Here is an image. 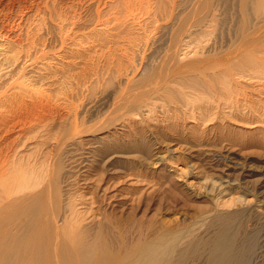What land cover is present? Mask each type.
<instances>
[{
	"label": "rangeland",
	"instance_id": "374dc122",
	"mask_svg": "<svg viewBox=\"0 0 264 264\" xmlns=\"http://www.w3.org/2000/svg\"><path fill=\"white\" fill-rule=\"evenodd\" d=\"M255 60L264 63V0H0V229L19 221L6 206L34 191L48 207L59 194L58 226L87 236L102 226L113 249L170 230L208 239L216 198L255 202L245 193L264 165V80L244 78ZM115 138L150 148L98 152ZM240 160L252 182L230 169L225 187ZM248 235L261 248L264 220L250 219Z\"/></svg>",
	"mask_w": 264,
	"mask_h": 264
},
{
	"label": "bare ground",
	"instance_id": "6f19581e",
	"mask_svg": "<svg viewBox=\"0 0 264 264\" xmlns=\"http://www.w3.org/2000/svg\"><path fill=\"white\" fill-rule=\"evenodd\" d=\"M251 67L252 68L257 67L259 69L257 71L250 70L251 72L249 74H244L245 75L244 78L246 76H249L248 79L250 80H254L258 78L264 80V63H262L261 60H255L254 64H251ZM228 70L229 69L226 68L224 72H227ZM202 78L203 79L201 80V82H204V88L207 89L209 93H211L210 95H214L217 92L219 93L218 90L219 87L217 85H214L213 83L205 80L204 75L202 76ZM260 79L258 80L262 81ZM262 82H263L262 83L263 87L261 86L259 92L264 94V81ZM22 87L24 86L22 85ZM126 95H127V91L124 92L122 91L120 94L117 95L119 99L115 104H119L118 107L123 108L127 106L128 103L125 102H123L124 104H120L122 103V101L128 98ZM150 130H154V129L151 128ZM78 134H79V130L76 123L70 125L68 128L63 127L61 138L66 139L64 140L65 142L63 143L64 144L70 143L71 139H73ZM161 137L162 136H160V138ZM63 143H61V145ZM126 147L128 148L131 147L132 149L136 148L142 151L143 150L148 151L150 148L148 143L145 140H142V138L134 139L133 141H128L125 144L115 138L113 142L107 144L103 149L102 148L98 149V152L105 153L110 149L114 151L118 149L121 150ZM220 149L222 148L220 147ZM224 155L225 156L223 157L228 156V154L226 155L225 153ZM214 159L217 160V157H215ZM218 161L220 162V160ZM250 164H247L246 160L243 161L240 160V162L235 161L228 164L227 166L228 172H225V175L222 178L223 183L226 184L225 187L229 186L232 183L233 176L231 177V174H233L234 171L233 173H230L229 172L230 169H234L235 171H237L238 177L236 179H233L234 182H238V181L242 182L243 179H244L243 183L252 182L248 178L251 177L253 174H255L253 173L255 171L252 170L253 168L251 169ZM258 165L260 164L258 163ZM4 166L2 165L0 167L4 168ZM216 167H218V165ZM25 169L23 170V172L26 173ZM32 173L35 174L36 172L32 171ZM259 173L261 175V178L258 181L254 182L255 189L254 190L252 189L253 193L249 191L245 193L247 195H252V196L254 195L253 198L255 200L254 203H252L250 200H247L248 198L246 197L242 198L239 196L231 197L230 200H228L225 199V195H221L220 198L221 200L219 198L218 199L216 198V201L212 202L213 208L204 217L206 219L210 218L209 219L210 223L208 222L209 227L216 226L217 228L215 227L216 230H214L215 232L213 231L214 234H211V237L208 236L209 237L208 239H197L196 237H194L196 239H192L190 235L191 233L189 231L187 232L184 231L185 233H181V232H171L170 230V231L157 233V235H155L153 238L149 240L140 238L132 246H126L124 248L116 247L114 249L110 247L111 244L108 245L103 242L101 237V235L103 234L102 226L99 227L97 232L92 236H87L86 233H88L89 231L78 230V229L76 230L74 226L72 227L69 224L58 226L54 218L55 209H57L60 204L58 193H56V195L53 196L52 204H50L51 208H53L52 218L50 220L48 219V217H45L43 219V216L49 213L50 206L48 207L44 203L42 192L31 191L30 193H27L22 197L15 198L10 204L6 206V207L9 206L13 213L14 211H17L19 213L17 218V221L18 219L19 221L14 223V226H12L11 229L7 231L8 233L7 232L3 233V230L0 229V264H258L264 258V241L261 248L260 247L257 248L256 243L253 241L251 236L248 235V222L250 219H253L256 222L264 220V165L260 167ZM40 178L44 180V178L42 177ZM83 180L85 179L83 178ZM35 185L37 184L35 183ZM241 185L243 186L244 184ZM21 187H23V183ZM39 197H41L42 199L38 200ZM33 200L34 201L37 200V202L41 201L42 202L41 206L33 215H27L28 216L27 217L26 216L27 211L32 209ZM238 203H240L242 207L238 206L236 208ZM220 205L221 206L228 205L229 207H233V209L231 211L223 213L219 211L221 210L220 208L218 209ZM71 210L70 212H72ZM14 229L16 230L19 229L18 231H20V233L13 232ZM103 231L105 232V230ZM251 252L253 253V256H255L254 258L255 261H253V256L249 258Z\"/></svg>",
	"mask_w": 264,
	"mask_h": 264
}]
</instances>
